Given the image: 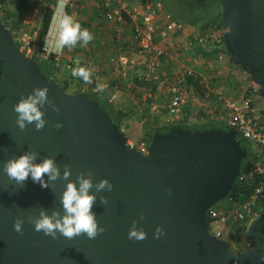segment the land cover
I'll return each instance as SVG.
<instances>
[{"label":"water","instance_id":"water-1","mask_svg":"<svg viewBox=\"0 0 264 264\" xmlns=\"http://www.w3.org/2000/svg\"><path fill=\"white\" fill-rule=\"evenodd\" d=\"M215 1L226 26L227 56L260 85L264 97V0ZM45 85L51 101L41 106L45 126L37 130L32 123L21 130L15 103ZM238 133L234 127L177 125L154 133L148 152L141 153L96 98L86 90H64L0 20V264H264V210L245 227L248 248L234 250L209 230L208 209L229 196L247 156ZM24 152L36 153V162L54 157L61 178L51 181L45 174L48 187L30 176L23 185L10 180L3 164ZM65 166L71 168L67 180ZM89 170L94 183L106 177L113 185L97 193L92 208L104 231L91 239L35 231L29 217L41 210L63 216L67 183L78 184L77 176ZM17 217L24 219L22 232L13 227ZM133 221L145 238H129ZM157 226L163 230L159 237Z\"/></svg>","mask_w":264,"mask_h":264},{"label":"crops","instance_id":"crops-1","mask_svg":"<svg viewBox=\"0 0 264 264\" xmlns=\"http://www.w3.org/2000/svg\"><path fill=\"white\" fill-rule=\"evenodd\" d=\"M6 2L12 6L9 8L11 13L9 17H5L3 11L1 18L12 28L15 37L27 33L31 36L34 48L38 47L44 14L49 8H55L57 0H47L45 7L30 20V23L27 22L28 14L35 0H29L19 14L15 13L14 4L9 0L4 3ZM214 8L217 15L218 9L215 6ZM66 12L74 15L82 27L89 29L93 39L84 46L78 43L72 49L66 47L64 55L67 58L73 56L81 58L95 78L92 87L86 84L84 87L86 89L88 87L90 92L106 95L116 108L128 114L125 124L140 120L149 128L166 127L174 123L193 126L206 122H226L227 125L229 110L224 106L221 96L239 97L249 75L227 56L223 42L198 40L199 36L209 37L215 31L223 34L226 26L215 19L214 14L211 15L213 19L206 20L201 13L199 18H193L197 21L194 24L188 16L182 19L171 13L180 26L170 30L166 37L161 34L158 36L170 58L163 60L159 67V82L154 84L146 79L144 82L142 79L145 77L144 69L140 71L136 63H133L136 56L129 49L132 44L130 25L119 34L112 22L98 16L95 6L89 0L76 1L72 7H66ZM166 12L170 13L164 6V11L159 12L157 16L162 27H165L166 20L163 14ZM43 43L44 40L41 44ZM124 57L127 62L124 61ZM184 70L192 72L191 76L186 78L187 101L183 106L182 119L171 122L168 120L170 116L166 113L171 96L168 85ZM189 77L192 78L189 80ZM98 85L103 86L102 90Z\"/></svg>","mask_w":264,"mask_h":264},{"label":"built area","instance_id":"built-area-1","mask_svg":"<svg viewBox=\"0 0 264 264\" xmlns=\"http://www.w3.org/2000/svg\"><path fill=\"white\" fill-rule=\"evenodd\" d=\"M47 0H35L28 14V23L34 19L40 10L45 7ZM78 0H68L69 7H72ZM95 6L98 16L108 22H112L117 32L120 34L125 31L129 25L131 27L132 44L129 49L135 54L138 69L143 71L145 79L152 83H158L160 79L159 67L163 60H168L165 48L159 42L158 36H167L169 31L180 26V23L171 15L164 13L165 27L159 22L158 13L164 11V5L161 0H89ZM18 37V38H17ZM19 46L28 55L35 53L36 56L49 60L56 68L67 65L72 68L86 67L81 58L73 56L67 58L64 53L60 55H48L44 52L43 44L36 50L34 48L31 36L23 33L17 36ZM212 40L213 42H222V32L215 31L209 37L199 36V41ZM225 54V53H224ZM221 57L223 54L220 55ZM124 61L127 62L128 60ZM87 68V67H86ZM88 69V68H87ZM247 73V72H246ZM192 72L184 70L178 75L174 82L170 84V101L166 107V113L173 120L182 119L183 106L186 99V78ZM248 74V73H247ZM249 75V74H248ZM91 83H85L92 86L95 83L94 75L91 73ZM259 84L252 78L248 80L237 98L221 96V100L229 110L227 117V126L234 127L238 134L251 143L250 159L241 168V174L237 181L241 186L247 187L250 191L247 196H227L226 205L216 206L215 204L208 209L209 230L218 238L226 239L229 242V236L232 234L244 235L245 227L249 220L258 212L264 210V105H257L258 98H264L259 93ZM127 137V135H126ZM150 141L141 140L134 142L127 138L130 147L137 148L141 153L148 152ZM234 229L229 227V224ZM245 248L251 246V242L245 238ZM241 250V249H240Z\"/></svg>","mask_w":264,"mask_h":264},{"label":"clouds","instance_id":"clouds-1","mask_svg":"<svg viewBox=\"0 0 264 264\" xmlns=\"http://www.w3.org/2000/svg\"><path fill=\"white\" fill-rule=\"evenodd\" d=\"M68 0H57L49 24L47 34L44 37V52L48 55H60L64 49H72L79 43L80 46L87 45L92 39L93 34L89 29L82 27L81 23L66 12ZM73 77L81 78L85 83H91V71L86 67L79 66L72 68ZM102 90L103 86L98 85ZM45 103H51L48 96L47 86H36L26 96H22L14 105V111L17 113L16 121L21 130L28 124H35L37 130L43 128L46 123L41 106ZM56 111H60L56 106ZM57 128L62 127V122H57ZM3 170L10 180H15L17 184L23 185L29 176L33 183H39L41 187H48V180L55 181L61 178L59 166L54 157H46L42 161L36 162V153L24 152L19 156L6 160L3 164ZM71 173V168L65 166L63 179L67 180ZM47 174L48 180L44 179ZM76 181H69L61 196V203L64 214L60 216L57 212L51 215L41 210L40 215L29 221L34 224L37 232H43L53 238L57 235H63L72 238L76 235L86 234L88 238H94L99 232L104 231V227L99 224L96 214L92 211L93 205L97 199V193L104 190L111 191L113 185L108 178H102L94 183V174L89 170L85 175L81 172ZM95 187V191L90 189ZM100 202L108 203L105 196H100ZM141 213L140 218L143 219ZM138 221H133L129 229V238L137 240L145 238V231L138 228ZM24 219L17 217L14 222V229L17 232L23 231ZM163 233L160 226H157L155 235L159 237Z\"/></svg>","mask_w":264,"mask_h":264},{"label":"trees","instance_id":"trees-1","mask_svg":"<svg viewBox=\"0 0 264 264\" xmlns=\"http://www.w3.org/2000/svg\"><path fill=\"white\" fill-rule=\"evenodd\" d=\"M0 1H1V3H4L6 0H0ZM9 1L12 4L15 5V9H16L15 13H18V14L29 3V0H9ZM161 1H163V0H161ZM190 1L191 2L189 4V7H190V9H191V11L193 13L192 14L193 16H188L186 14L185 15L188 16L189 18H191L193 20L194 24L197 22L194 19L195 18H199L200 14L201 13H205V12L210 14V17H209L210 19H213V17H214L215 19H218L220 22H222V24H224L222 19H221V15H220V7H219V5L217 4V2L215 0H209V1H206V2H198L196 0H190ZM211 1L215 2L216 5L210 4ZM163 4H164V6L166 5L165 2H163ZM211 5H213L212 8L210 7ZM214 6L216 8L218 7L217 8L218 9L217 15H216V11L213 10ZM10 13H11V11L4 10L5 17H9ZM52 14H53V9L52 8H49L44 14L43 21H42V27H41V30H40V33H39V36H38V47H39V45H41L42 40L44 39V37H45V35H46L47 31H48ZM183 14L184 13L178 14V16L180 18L184 19V15ZM213 14H214V16H213ZM211 15L213 17H211ZM0 20L3 21L5 23V25L9 28V30L13 34L15 42L19 45V42L16 39L12 28L6 23V21H4V19L1 18ZM222 42H223V40H222ZM38 47L36 46L35 50ZM30 56L33 57L34 59L38 60L41 63V69H42L43 72H45L49 77H52V78H54L55 81H57L56 80V70L58 68H56L51 61L44 60V59L36 56L34 52H33V54H30ZM75 78L79 79V84L76 86V89L73 92L86 90L88 92L89 96L96 98L97 101L100 103V105L105 110H107L110 113V115L112 116L113 120L116 123H118L121 126V128H122L125 119L128 117V114L123 112V110L116 108L106 95H104V94L99 95L100 93L98 94V93H95V92H90L88 90V87H87V89L84 87L85 82L79 77H73L72 74H70V77H66L65 76L64 78H62L61 83H59V84L63 87L64 90L68 91L70 89L71 81L73 79H75ZM191 78L192 77H189V80ZM142 79L145 82V78L142 77ZM140 84H141V81H140ZM147 84H149V83H147ZM150 84H152V83H150ZM90 87H92V86H90ZM177 125H184V126H186L187 128H190V129L206 128V126H203V127H192V126H188V125L183 124V123H174V124H171V125L166 126V127H156V128H149L148 126H146L145 129H147L146 130L147 135L143 137V140L150 141L154 133H156L158 131H166V130L170 129L171 127H174V126H177ZM209 127H217V126H209ZM226 127H228V126L226 125ZM238 138H242V137L240 135H238ZM242 144H243V147L247 150V156L244 158V160L242 162V167H244V165L250 159L251 143L244 140L242 142ZM249 191H250V189H248L247 187L241 186L240 181H237L235 186L233 187V189L229 193V196H234V197L235 196L236 197L237 196H240V197L242 196V197H244L243 195L247 196V193ZM241 194H243V195H241Z\"/></svg>","mask_w":264,"mask_h":264},{"label":"rangeland","instance_id":"rangeland-1","mask_svg":"<svg viewBox=\"0 0 264 264\" xmlns=\"http://www.w3.org/2000/svg\"><path fill=\"white\" fill-rule=\"evenodd\" d=\"M207 1H209V0H207ZM163 2H165V4H166L165 5L166 10L170 13H173L176 15L184 13L183 14L184 16H186V15L193 16L192 15L193 13L189 7V4L191 2L190 0H163ZM204 2H206V1H204ZM210 4L216 5V3L212 2V1L210 2ZM10 7H12V6L9 5L7 2L1 3V1H0V19L2 17V12L5 9L9 10ZM209 17H210L209 13H206V12L203 13V19L205 18L207 20V19H209ZM70 74H71V70L68 68V66L66 64L60 66L56 70L57 82L61 83L62 78H64L65 76L70 77ZM78 84H79V79L78 78L73 79L71 81L70 89L68 91L73 92L76 89V86ZM168 86H170V84ZM256 103H257V105H264V98H258L256 100ZM195 119H198V118H195ZM168 120L171 122L173 121V119L170 117L168 118ZM203 126H206V128H208L209 126H217V127H221V128L222 127L226 128V122H206L204 124L199 123V124L193 125L192 127H203ZM145 127L146 126L143 125V123H141L140 120L137 122L133 120L132 122H128L127 124L124 123L122 126V129L126 132V135L130 140H132L134 142H140L141 140H143V137L147 135V133L145 131ZM245 141H248V140H245ZM226 201H227L226 198H224V199L218 201L215 205L218 207L222 206V205L225 206ZM228 226L231 227L232 229H234V226L231 223ZM244 240H245L244 235L232 234L231 236H229L230 246L234 250L245 249Z\"/></svg>","mask_w":264,"mask_h":264}]
</instances>
